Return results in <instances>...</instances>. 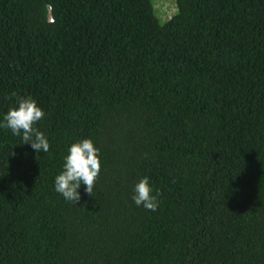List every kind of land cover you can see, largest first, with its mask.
Returning a JSON list of instances; mask_svg holds the SVG:
<instances>
[{
  "label": "trees",
  "instance_id": "obj_1",
  "mask_svg": "<svg viewBox=\"0 0 264 264\" xmlns=\"http://www.w3.org/2000/svg\"><path fill=\"white\" fill-rule=\"evenodd\" d=\"M176 4L0 0V119L30 96L50 143L0 128V264H264V0ZM85 138L76 205L54 179Z\"/></svg>",
  "mask_w": 264,
  "mask_h": 264
},
{
  "label": "clouds",
  "instance_id": "obj_2",
  "mask_svg": "<svg viewBox=\"0 0 264 264\" xmlns=\"http://www.w3.org/2000/svg\"><path fill=\"white\" fill-rule=\"evenodd\" d=\"M44 116V110L35 99L30 96L19 97L15 105L3 114L0 128L20 137L22 144H30L37 153H48L50 150L48 137L34 127ZM101 168L100 149L95 146L94 141L90 138L78 140L67 148L62 171L54 179V190L66 201L77 205L81 199L79 189L82 185L85 192L92 195ZM159 195L150 178L145 176L135 184L132 200L137 207L155 212L159 207Z\"/></svg>",
  "mask_w": 264,
  "mask_h": 264
},
{
  "label": "rangeland",
  "instance_id": "obj_3",
  "mask_svg": "<svg viewBox=\"0 0 264 264\" xmlns=\"http://www.w3.org/2000/svg\"><path fill=\"white\" fill-rule=\"evenodd\" d=\"M156 15L163 23L171 20L177 13L176 0H153Z\"/></svg>",
  "mask_w": 264,
  "mask_h": 264
}]
</instances>
